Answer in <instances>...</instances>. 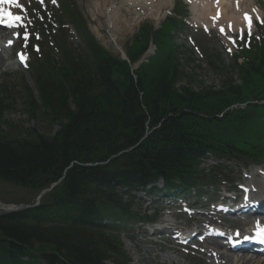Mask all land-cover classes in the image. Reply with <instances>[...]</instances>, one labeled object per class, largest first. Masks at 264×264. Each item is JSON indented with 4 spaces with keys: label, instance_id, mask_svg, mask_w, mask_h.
Segmentation results:
<instances>
[{
    "label": "trees",
    "instance_id": "trees-1",
    "mask_svg": "<svg viewBox=\"0 0 264 264\" xmlns=\"http://www.w3.org/2000/svg\"><path fill=\"white\" fill-rule=\"evenodd\" d=\"M62 6L83 48L74 54L60 45V60L47 54L32 66L37 95L23 87L30 116L59 129L43 134L7 123L4 113L15 96L0 83V180L40 191L73 165L37 206L0 215V264L126 259L116 221L126 223L137 214L118 187L129 198L159 179L168 191L205 183L217 176L207 178L200 169L208 152L232 161L264 159V41L244 51L243 63L235 57L240 84L227 77L221 88L195 90L182 83L190 77L179 47L169 44L173 30L140 31L128 50L131 62L153 37L159 52L132 72L127 61L95 41L68 0ZM236 104L247 106L231 110ZM147 127L150 133L141 140ZM106 218L113 223H103Z\"/></svg>",
    "mask_w": 264,
    "mask_h": 264
},
{
    "label": "rangeland",
    "instance_id": "rangeland-1",
    "mask_svg": "<svg viewBox=\"0 0 264 264\" xmlns=\"http://www.w3.org/2000/svg\"><path fill=\"white\" fill-rule=\"evenodd\" d=\"M76 2L82 11L88 25L97 38V40L111 53L115 55H119L120 52L116 49V46L111 42L112 40H117L116 43L121 47L125 52L128 47L132 44L135 36H137L138 31L141 26L148 25L152 26V28L157 29L164 22L167 16H173L172 14L173 8L175 6V0H171L166 2L164 8L159 11L158 15L147 14V11L151 8L149 4L146 8L138 5L140 1H135L134 4V14L128 15L129 21L126 19V15L123 19L118 18L116 22L118 30H115L113 27L109 26L107 17L105 12L102 14H97V8L94 7L95 0H72ZM100 1V0H98ZM233 0H231L232 2ZM29 2H34L33 0H29ZM117 7H119L118 2L126 5L122 2V0H110L105 4L104 9H108L106 7H110L113 3ZM186 2V1H185ZM182 2L184 6H186L189 11V15L183 17L185 23L178 27L177 32L175 33L176 38L175 42L180 45V53L182 56V62L185 64V71L188 76H191L190 84L191 86L199 90L200 88H204L206 86H215L219 87L222 84V77L225 73L224 67H234V62L231 61V55L227 52V48L231 47L233 51L235 48L230 46L226 41V37L220 36L216 30L203 32L200 27H197L194 23V16L191 12V7L188 6L190 3L187 1V4ZM255 6L257 5L262 11L264 16V0H255ZM46 6V10H49L52 14L54 11L52 9L53 5H56L55 0H44L43 2ZM112 3V4H111ZM128 6L130 5L127 1ZM111 4V5H110ZM110 5V6H109ZM155 3H153L154 10L156 9ZM21 6H17V10L21 11ZM101 7H99L100 9ZM258 8V9H259ZM98 9V11H99ZM126 9V8H123ZM253 9H251L252 11ZM122 10H120L121 12ZM118 13L117 15L123 16V13ZM187 12V11H186ZM239 12V10H238ZM233 10L227 9L225 13L224 19L221 24L229 23L232 20ZM55 14V13H54ZM262 14V13H261ZM158 17V18H157ZM170 17V18H173ZM109 19V18H108ZM126 20V21H125ZM128 22V23H127ZM126 23V24H124ZM167 23L173 25L172 21H168ZM108 26L115 31H110ZM231 31H229L230 33ZM49 35V34H48ZM6 37V36H3ZM51 40V38H48ZM153 43V42H152ZM50 45H53L50 43ZM22 47V45H18L11 50L2 49V43H0V53L2 61L0 62V81L4 78H7L13 84L15 88V99L16 103L14 107L10 108L6 114L5 119L7 123H17L23 124L24 127H37L43 133H54L57 130V124L54 127H50L48 121L37 120L35 117L30 118V115L27 112V107L25 105V97L23 94L22 83L25 79L29 80L31 83V74L30 69L25 68L18 64L15 58V51ZM118 47V46H117ZM154 44L150 45V53L154 50ZM33 58V57H32ZM187 61V62H186ZM241 59H239V62ZM138 64H135L134 67H137ZM217 66V69H214ZM188 79H185L184 83H186ZM40 115V113H38ZM4 128L7 126L4 124ZM215 164H218V161L212 157H209L208 160L203 162V167L209 171L212 169ZM263 167L264 163L256 164L254 166L248 165L245 167L241 164H233L232 168L233 178L237 182V179H244V172L255 175L252 168ZM263 180V179H262ZM258 182L260 180H257ZM256 181V182H257ZM249 182H247L248 184ZM260 183V182H259ZM222 184V183H221ZM246 184V185H247ZM225 187H230L229 183H223ZM212 186L208 187L207 190L209 193V197H215L214 191L212 192ZM224 189V188H223ZM35 189L30 187H24L17 184L9 183L3 180H0V200L2 202L8 203H16V204H27L32 203L36 197ZM204 196H207L204 192ZM140 196H142V209L147 207L150 203L154 206L153 201L154 197L145 196L144 194L138 195L135 200V207H138V204L141 202ZM201 197H204L200 195ZM211 197V198H212ZM186 201L189 200L187 197H183ZM200 199V198H199ZM196 198V200H199ZM203 200V199H202ZM194 202V201H191ZM161 205V204H160ZM167 205V204H166ZM164 205V207L166 206ZM150 209V208H149ZM158 210V207H157ZM176 213H179L178 210H175ZM2 211L0 210V213ZM158 214L155 217L157 222H162L167 225H187L185 218L180 219L178 214H169V212L164 213V215H160L159 211H156ZM154 212H152L153 214ZM166 220V221H163ZM219 223V221H218ZM151 227L150 225H136L132 230L126 231L121 235V242L123 244V249L127 255L126 259H122L120 257H115V261H118L122 264H210L208 263L206 257L202 254L197 256H192L187 254L185 251L178 248L174 241L169 239L167 235H157L151 236L147 229ZM151 229V228H150ZM213 250V249H212ZM215 251V250H214ZM232 254V253H231ZM230 254H220L219 261L223 260L222 256ZM240 257V256H239ZM233 259V258H232ZM240 260V258H239ZM114 259H110L106 261V264H110L115 262ZM234 263V260H233ZM232 263V264H233ZM114 264V263H113ZM116 264V263H115ZM211 264H217L212 263ZM220 264V263H218ZM224 264V263H223ZM237 264V261L234 263ZM243 264V263H242Z\"/></svg>",
    "mask_w": 264,
    "mask_h": 264
},
{
    "label": "bare ground",
    "instance_id": "bare-ground-1",
    "mask_svg": "<svg viewBox=\"0 0 264 264\" xmlns=\"http://www.w3.org/2000/svg\"><path fill=\"white\" fill-rule=\"evenodd\" d=\"M107 1L108 0H101L102 7L99 9L98 12H100L99 14H101L103 12V10H104V12L106 13L107 19L109 18L108 19L109 26L113 27L115 30H118V27H117V24H116V22L118 21L117 15H116V8L113 7V6H110L108 9H104L103 8L105 6V3H107ZM123 1L124 2H127V1L128 2H130V1H134L135 2L137 0H123ZM138 1H140V3H141V4H138V5H142V6L149 4V1H151V4L154 3L153 0H138ZM167 1L168 0H156V4L158 5V7L156 9L159 11L160 9L164 8L165 7V3ZM192 1L196 2V0H192ZM210 1L211 0H200L201 3H204L203 6H201V5L198 6L197 5L198 7H194L193 8V11H194L195 16H196V20H195L196 23H200L201 21L208 22L209 16L215 15V11H216V9L218 7H220L221 11H222L221 20L224 19L225 13L227 12L228 8L234 11V13L232 14V17H231L232 18L231 21L237 26V28L239 26H243L242 21L240 19V14H242L244 12H249V13H251L254 16H257V17H261V15H262L261 11L258 9V7L255 6V2H254L255 0H237L239 2V8H238L239 12L235 8L236 0H233L232 2H231V0H220V2L218 4H215L212 1L211 2ZM128 7H129L130 10H133V7L131 5H129ZM251 9H253V10L251 11ZM157 10H155V13H154L155 16L158 15ZM221 20L219 22H222ZM124 24H126V23H124ZM111 31H113V33H115L114 30L111 29ZM0 32H2V30H0ZM1 36L2 35H0V37ZM1 55H3V54L0 53V62L2 61ZM259 169L260 168L253 169V172L256 174V175H253L254 176L253 180L254 181L260 180L259 181L260 184H258L259 188L257 190H253L251 193L249 191H246L245 195H247V197H251L253 202H258L259 204L263 205L264 204V173L263 174L260 173L258 171ZM250 185H252V186L250 187ZM250 185H248L249 188L257 187L253 183L250 184ZM233 209H234V207H230L229 204L226 205L225 210H231L232 211ZM240 209H241V205L237 206L236 210H240ZM259 210H264V207L260 208ZM169 232H173V231H169ZM209 247H211L213 249L212 251L215 250V252L216 251L218 252L220 250V248H221V246L220 245L218 246V244H209ZM228 254H230V256L229 255L222 256V258L225 259V263L224 264H232L233 260H234V263L237 261V264H242V263L243 264H264V258L263 257H258V256H254V257L250 256V257H248L247 253H241V254H237L240 257L237 256L238 260H236L235 257H233L231 255V253H228ZM239 258H240V260H239ZM212 263H215V262L212 261Z\"/></svg>",
    "mask_w": 264,
    "mask_h": 264
},
{
    "label": "snow or ice",
    "instance_id": "snow-or-ice-1",
    "mask_svg": "<svg viewBox=\"0 0 264 264\" xmlns=\"http://www.w3.org/2000/svg\"><path fill=\"white\" fill-rule=\"evenodd\" d=\"M12 3H15V4H17L19 6L18 0H0V4H12ZM3 15L9 16L12 19V21H17V20H21L22 19L21 16L13 15L10 11H7V10L3 11ZM245 18L248 19L249 27H250L251 26V18L249 16H247V14H246ZM262 22H264V21H262ZM21 59L23 60L24 57L21 56ZM257 224H259V222H257ZM258 231L260 232L261 235H264V229H258ZM237 235H239L238 232H237Z\"/></svg>",
    "mask_w": 264,
    "mask_h": 264
},
{
    "label": "water",
    "instance_id": "water-1",
    "mask_svg": "<svg viewBox=\"0 0 264 264\" xmlns=\"http://www.w3.org/2000/svg\"><path fill=\"white\" fill-rule=\"evenodd\" d=\"M0 206L6 208L3 204H0ZM25 207H30V206H16L15 209H22V208H25ZM7 210H10V209H7Z\"/></svg>",
    "mask_w": 264,
    "mask_h": 264
}]
</instances>
